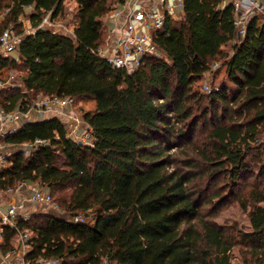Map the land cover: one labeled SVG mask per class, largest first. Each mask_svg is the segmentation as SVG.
<instances>
[{
    "label": "trees",
    "instance_id": "obj_1",
    "mask_svg": "<svg viewBox=\"0 0 264 264\" xmlns=\"http://www.w3.org/2000/svg\"><path fill=\"white\" fill-rule=\"evenodd\" d=\"M65 1L0 0V12L8 9L0 35L22 26L30 5L36 28L24 33L20 60L0 56V68L20 71L16 86L0 88V107L27 113L39 95L95 101L81 115L93 145L71 138L54 111L3 137L28 147L6 156L0 191L39 181L65 214L84 218L53 210L20 218L31 232L30 264H233L237 246L245 263L264 264L263 17L252 16L239 38L234 2L183 0L184 18L168 13L152 31L161 55L128 72L100 52L103 21L124 0H75L72 33L38 27L47 12L62 14ZM222 69L224 78L203 89L207 72ZM231 193L249 210L250 231L204 212ZM15 233L6 227V248Z\"/></svg>",
    "mask_w": 264,
    "mask_h": 264
},
{
    "label": "built area",
    "instance_id": "obj_2",
    "mask_svg": "<svg viewBox=\"0 0 264 264\" xmlns=\"http://www.w3.org/2000/svg\"><path fill=\"white\" fill-rule=\"evenodd\" d=\"M149 0H124L118 3L111 12V21L113 27H110V32L114 37L112 43L106 48L100 50L102 56L106 57L113 66L122 68L128 72L135 71L142 63L144 58L149 54L161 55V52L154 43L152 31L161 28L166 19V13L162 9L151 7L148 4ZM166 0H159L158 5L164 7ZM183 4V1H182ZM236 9L235 26L238 32V37L242 38L246 33V28L252 16L261 15L264 17V7L260 0H250L247 8L241 3H234ZM32 12L34 7L27 6ZM8 10L0 12V17L6 16ZM52 17V12H47L38 27H50L53 32L66 30L72 33L73 30L66 25L62 27ZM36 28L33 29L34 32ZM24 33H20L13 25L6 27L0 35V56L4 58L13 57L20 60L19 46L24 37ZM30 33V32H28ZM110 36V35H109ZM17 73L10 69L7 76L4 75L0 68V88L7 86H16L15 79ZM205 90L210 92L211 87L205 86ZM42 110H56L58 114L65 118L68 127V135L75 141L82 144L93 145L92 128L88 122L82 119L81 113L78 110V102L75 98H60V97H43L40 99ZM23 113L19 110L13 111V114L7 113L3 107H0V121H7L10 116L13 119L19 118ZM8 133V132H7ZM44 141L37 139L36 143L41 144ZM28 147V144H26ZM27 149V148H26ZM6 156L0 155V161L5 164ZM27 189L29 194L27 198L20 201H11L8 208L2 211L0 207V245L6 243V227L15 229V236L18 238L19 246L10 251V258L16 264H30L26 256L31 249L30 239L31 232L21 229L18 224L19 220H28L32 211L29 207L32 204H41L49 206L53 211L59 214H64L68 220L75 222L83 221L82 215L70 216L65 214V211L56 203L51 192L42 185L41 182H20L15 190ZM36 264H61L58 258L38 259ZM100 264H118L116 261H110L109 258H104Z\"/></svg>",
    "mask_w": 264,
    "mask_h": 264
},
{
    "label": "rangeland",
    "instance_id": "obj_3",
    "mask_svg": "<svg viewBox=\"0 0 264 264\" xmlns=\"http://www.w3.org/2000/svg\"><path fill=\"white\" fill-rule=\"evenodd\" d=\"M65 11L62 14H59L57 17L53 18L54 21L58 24L57 26L62 27L63 25H66L68 28L73 29L74 25L76 24L77 21V3L75 0H66L65 1ZM32 13L30 8H27V10L25 11L24 15L21 16L20 21L22 22V26L18 27L17 30L20 33H23V30L26 29L28 25H31V20H30V14ZM108 17L104 19L103 21V26L105 29V36H106V41L107 43L104 45V48L108 47V45H110L112 43L113 40V33L110 32V27L108 22ZM110 35V36H109ZM225 50L228 52H232L231 51V47L225 46ZM220 63V62H219ZM219 63H216L214 65V69H216L219 66ZM16 73L20 74V71H16ZM224 69H222V71L218 74L217 77H215V73L214 72H207L205 79L203 81V89H206L205 86L209 85L210 87L213 86V84L216 82L218 83L221 79L224 78ZM46 97V96H42L39 95L38 97H36L32 103V107L29 109H36V108H42L40 106L41 103V98ZM95 107V101L94 98L92 97H87L84 96L82 98L79 99L78 101V110L79 112L84 115V113L88 110H92ZM44 111H49V110H44ZM51 111V110H50ZM33 113V110H32ZM52 112H49L47 115H51ZM46 115V116H47ZM35 115L32 114V119H34ZM29 118V117H28ZM14 148V147H13ZM10 146L5 145V142L3 141V139H0V154L3 156H7L8 154H10L13 150H18L20 149H26V146H19L13 149ZM173 150V149H172ZM3 162L0 161V164L2 165ZM0 165V166H1ZM249 181L251 183H255L256 181H258L257 178H250ZM248 183V181H247ZM243 187H244V182H242ZM242 187V186H241ZM227 191V190H226ZM225 191V192H226ZM226 195V194H225ZM262 205L264 206V202L262 203ZM32 211V213L37 214L38 212H53L52 209L49 206L46 205H41V204H32L29 207V211ZM206 214H210L212 215V219L215 220L216 222H218L221 225H234L235 223H237L239 225V228L245 230V231H250V218H249V210H243V208L241 207L240 203L236 200V194H232L229 195L227 198H225L224 200L217 202L213 208L212 207H207L205 208L204 211ZM245 250V248L241 247V246H237L234 249V257H233V264H249V263H245L242 259V255H241V251Z\"/></svg>",
    "mask_w": 264,
    "mask_h": 264
},
{
    "label": "crops",
    "instance_id": "obj_4",
    "mask_svg": "<svg viewBox=\"0 0 264 264\" xmlns=\"http://www.w3.org/2000/svg\"><path fill=\"white\" fill-rule=\"evenodd\" d=\"M182 1L183 0H166V4L164 5V7H161L158 5L159 0H149L148 4L151 7H156L160 10L162 9L163 11H165L166 14H168V13L171 14L172 16H174V18L176 20H181L182 18H184V15H185ZM260 1L262 2L263 7H264V0H260ZM232 2L241 3V5H243L245 8H247L248 4L250 3V0H225L224 5H228L229 3H232ZM6 10H8V9H5L4 11H6ZM26 10H27V8H25V11ZM1 12H3V11H1ZM22 15H24V14H22ZM5 17L6 16L0 17V23L3 21V19ZM261 17H263V16H261ZM110 18H111V13L108 17L107 22H108L109 26H111V28H112L113 24H112V21ZM20 19H21V17H20ZM263 19H264V17H263ZM34 28L35 27H33L32 23H31V25H28L27 30L24 29L23 32H31V31H33ZM10 69H12V68L4 67V68H1V71H3L5 76H7ZM7 87L11 88L14 86H7ZM32 110H33V113H32ZM51 111H54L57 113L56 110H51ZM49 112H50V110L44 111L42 109L36 108V109L29 110L26 114H22L17 119H13V117L10 116V118L7 121H5V122L0 121V139H3V137L7 134V132L9 133L11 131H14V130L20 128L25 122L44 119ZM10 114L12 115L13 111L10 112ZM32 114L36 116V117L34 116L35 117L34 119H32V117H31ZM5 145L10 146L12 148L13 147L14 148L19 147V146L8 144V143H5ZM22 146H26V144H23ZM13 151H16V150H13ZM13 151L11 153H13ZM10 154H8V155H10ZM6 163L7 162H5V164ZM28 194H29V192L27 189L15 190L13 192H11V191H0V207H1L2 211H5L8 208L9 203L11 201H20L22 199H25V198H27ZM6 245H7L6 243L0 245V264H16L13 260H11L9 252L16 249L19 246L18 238L16 236H14L11 239L9 248H6Z\"/></svg>",
    "mask_w": 264,
    "mask_h": 264
}]
</instances>
